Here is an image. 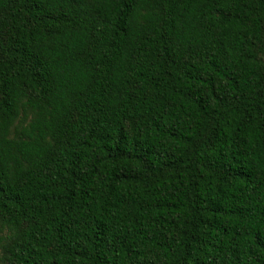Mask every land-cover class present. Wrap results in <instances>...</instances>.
Instances as JSON below:
<instances>
[{"label":"trees","instance_id":"trees-1","mask_svg":"<svg viewBox=\"0 0 264 264\" xmlns=\"http://www.w3.org/2000/svg\"><path fill=\"white\" fill-rule=\"evenodd\" d=\"M2 264H264V0H0Z\"/></svg>","mask_w":264,"mask_h":264},{"label":"rangeland","instance_id":"rangeland-1","mask_svg":"<svg viewBox=\"0 0 264 264\" xmlns=\"http://www.w3.org/2000/svg\"><path fill=\"white\" fill-rule=\"evenodd\" d=\"M0 264H2V263L0 262Z\"/></svg>","mask_w":264,"mask_h":264}]
</instances>
